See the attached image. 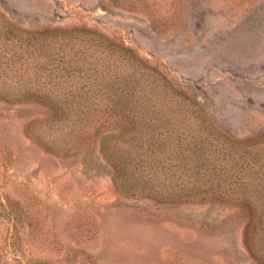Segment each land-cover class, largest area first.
Returning a JSON list of instances; mask_svg holds the SVG:
<instances>
[{"label":"rangeland","instance_id":"374dc122","mask_svg":"<svg viewBox=\"0 0 264 264\" xmlns=\"http://www.w3.org/2000/svg\"><path fill=\"white\" fill-rule=\"evenodd\" d=\"M4 19L94 29L142 57L214 127L264 138V0H0ZM38 113L0 99V185L37 210L34 249L80 246L97 264H261L231 201L133 198L114 186L96 142L65 154L28 136Z\"/></svg>","mask_w":264,"mask_h":264},{"label":"trees","instance_id":"16d2710c","mask_svg":"<svg viewBox=\"0 0 264 264\" xmlns=\"http://www.w3.org/2000/svg\"><path fill=\"white\" fill-rule=\"evenodd\" d=\"M105 39L84 27L23 29L4 19L0 99L37 106L27 134L55 152L96 142L114 186L133 198L231 201L245 217L246 250L264 264L261 133L232 137L214 127L142 57ZM36 212L0 185V264H97L80 246L34 249Z\"/></svg>","mask_w":264,"mask_h":264}]
</instances>
